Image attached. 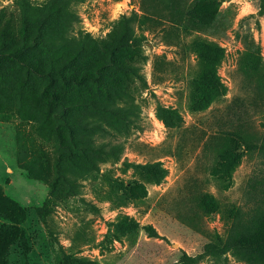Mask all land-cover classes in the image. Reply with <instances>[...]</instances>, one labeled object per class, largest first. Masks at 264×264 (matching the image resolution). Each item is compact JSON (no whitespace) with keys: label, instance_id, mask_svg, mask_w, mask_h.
Here are the masks:
<instances>
[{"label":"rangeland","instance_id":"rangeland-1","mask_svg":"<svg viewBox=\"0 0 264 264\" xmlns=\"http://www.w3.org/2000/svg\"><path fill=\"white\" fill-rule=\"evenodd\" d=\"M19 1L0 0V11L14 12ZM26 1L41 7L49 0ZM169 1L178 10L183 0ZM67 2L77 18L68 32L71 37L88 34L101 40L116 22L130 18L138 41L136 75L127 101L133 108L130 124L97 139L106 149L118 148L117 159L98 164L91 174H78L72 195L56 201L48 217L40 221L36 209L47 198L48 189L21 171L16 146L28 145L34 150L28 153L38 157L41 143L49 154L51 145L46 136L41 137L46 128L31 121V106L22 108L0 97V187L3 196L21 208L17 239L0 234L4 263L61 264L71 258L76 264H176L180 252L197 255L211 236L225 235L226 225L221 214L214 213L196 228L190 227L185 222V210L191 206L187 192H203L220 204L240 206L247 180L262 169L255 153H244L228 188L219 192L208 175L212 157L208 138L238 122L256 138L264 132V94L256 90L255 80L239 73L243 54L253 48L259 49L264 62V0H218L214 21L203 28L185 19L173 22L172 12L155 0ZM195 39L224 50L217 68L224 93L205 111L192 113L188 105L190 82L197 73L191 50ZM156 108L179 114V127L165 128ZM147 163L163 168L165 177L159 184L146 182L134 168H125ZM115 182L123 183V190ZM131 183L142 187L131 193ZM122 219L132 227L120 225ZM4 223L8 224L0 217V227ZM149 229L158 237L149 236ZM199 264L248 263L228 253Z\"/></svg>","mask_w":264,"mask_h":264},{"label":"trees","instance_id":"trees-1","mask_svg":"<svg viewBox=\"0 0 264 264\" xmlns=\"http://www.w3.org/2000/svg\"><path fill=\"white\" fill-rule=\"evenodd\" d=\"M155 1L172 12L173 22L185 19L198 28L212 24L219 4L218 0H192L187 5L188 0H183L176 10L169 0ZM75 22L77 18L67 0H49L41 7L20 0L14 12L0 11V97L15 101L22 108L31 106L29 117L35 125L46 128L41 137L46 136L52 148L48 154L39 143L42 154L35 157L28 153L34 151L28 145L16 146L21 171L48 189L47 198L36 209L40 221L48 217L56 201L72 195L78 174H91L98 164L117 159L118 148L106 149L107 146L97 144V139L110 130L126 129L133 110L127 101L136 75L133 65L138 41L133 36L130 18L116 22L101 40L88 34L69 36ZM191 50L196 57L197 73L190 82L188 109L192 113L203 112L223 96L217 68L224 50L203 39L193 40ZM259 53L258 48L245 52L239 73L255 80L256 90L264 94V62ZM155 114L167 129L181 124L174 110L156 108ZM244 125L238 122L208 138L212 152L208 175L222 192L228 188L231 174L244 153H255L262 169L247 180L240 206L220 204L214 196L203 192L186 191L191 206L185 210V222L196 228L204 217L220 213L226 231L223 237L211 236L195 256L180 252L176 264H199L206 258L217 259L228 253L248 264H264V132L256 138ZM262 127L264 130V124ZM125 168H134L152 184H159L165 177L159 163ZM131 184V193L142 187ZM114 185L120 190L124 188L120 182ZM20 209L18 203L3 196L0 187V217L8 223L0 227V234L17 239L16 218ZM120 225L132 227L126 219ZM148 235L158 237L152 229ZM2 258L0 248V264H5ZM61 264L76 263L64 258Z\"/></svg>","mask_w":264,"mask_h":264},{"label":"crops","instance_id":"crops-1","mask_svg":"<svg viewBox=\"0 0 264 264\" xmlns=\"http://www.w3.org/2000/svg\"><path fill=\"white\" fill-rule=\"evenodd\" d=\"M10 170V169H9ZM9 170H8V172H9ZM10 173V172H9Z\"/></svg>","mask_w":264,"mask_h":264}]
</instances>
